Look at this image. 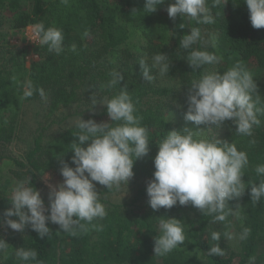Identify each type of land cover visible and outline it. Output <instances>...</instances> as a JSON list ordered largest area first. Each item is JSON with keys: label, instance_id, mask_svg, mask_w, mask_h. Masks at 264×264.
Masks as SVG:
<instances>
[{"label": "trees", "instance_id": "16d2710c", "mask_svg": "<svg viewBox=\"0 0 264 264\" xmlns=\"http://www.w3.org/2000/svg\"><path fill=\"white\" fill-rule=\"evenodd\" d=\"M171 2L165 0L155 12L146 13L145 0H69L68 4L61 0H0V25L2 20H7L10 30L0 28V215L11 206L9 191L13 184L29 180V186L37 188L39 180L61 175V160L74 167L70 144L78 139L74 134L79 131L76 127L79 120L55 133H46L41 126L24 153L14 156L8 152L9 144L20 130L21 103L40 101L45 104L47 116L74 106L75 113L85 120L108 121L104 106L98 113L83 112L91 110L93 94L106 100L126 84L141 125L149 130L150 140L149 153L134 163L135 175L130 182L144 181L131 200L106 199L105 192L115 188L104 187L99 191L108 214L93 223L102 224V231L90 229L72 236L49 223V236L40 238L30 228L21 233L0 227V239L8 243L0 251V264H37V261L43 264H249L250 257H255V264H264V197L254 204L249 194L250 184L264 180V176L255 172L257 165L264 164V28L252 27L244 0H219V3L207 0L215 23L200 25L179 15L175 20L170 19L166 9ZM133 9L137 10L134 15ZM40 22L46 28L55 26L63 30L64 51L60 55L49 52L46 45L31 48L23 37L15 44L9 42V33L20 32L23 36L28 24ZM181 23L185 24L184 28L179 27ZM194 26L201 28L203 39L193 47L222 56L219 64L204 65L194 71L189 66L190 50L180 47L179 42L190 31L189 27ZM211 33L217 36L216 48L208 43ZM72 44L77 46L75 52L71 50ZM30 52L38 57L27 64L25 57ZM160 52L168 55L170 71L161 76L157 69H152L155 79L148 82L143 78L139 61L144 59L151 66V58ZM238 62L251 72L258 85L253 99L257 95L260 98L256 107L262 109L257 113L261 123L253 126L252 136L236 133L231 121L220 128L186 121V97L192 80L205 71H226ZM114 71L124 75L121 84L101 87L112 79ZM13 76L17 77L16 81L12 80ZM27 80L45 90L46 101L38 92L23 97V82ZM186 126L199 138L228 140L248 155L243 176L245 192L229 202L238 215H229L225 222H213L211 216L203 215L191 205L177 204L171 209L153 211L147 203L146 185L153 177L158 143L171 129L183 130ZM253 139L254 144L250 143ZM159 216L181 219L186 235L183 244L165 256H155L153 251ZM244 227L251 229L250 235L245 240L238 239L236 246L230 248L223 234L240 235ZM212 231L221 233L219 244L225 253L222 256L208 254L209 247L217 243L210 239ZM19 248L37 250V261L21 260L16 256Z\"/></svg>", "mask_w": 264, "mask_h": 264}, {"label": "clouds", "instance_id": "9594fccd", "mask_svg": "<svg viewBox=\"0 0 264 264\" xmlns=\"http://www.w3.org/2000/svg\"><path fill=\"white\" fill-rule=\"evenodd\" d=\"M68 2L61 0L63 4ZM164 3L165 0H145L143 11L153 13L158 5ZM215 3H219V0H215ZM244 3L252 27L264 28V0H244ZM166 10L172 20L179 15L184 20L195 21L197 25L215 23L207 0H173ZM135 13L137 10L133 9V15ZM179 27L184 28L185 24L181 23ZM189 28L190 31L182 36L179 43L183 49L190 50L187 62L193 71L204 65L219 64L223 60L222 56L193 47L203 39L201 28ZM34 33L39 45H46L49 52L60 55L64 51L62 29L55 26L46 28L40 22L34 26ZM208 43L216 48L215 33L209 35ZM70 47L73 52L76 51L75 44ZM139 64L143 78L148 82L155 79L152 69H157L163 76L171 67L168 55L162 52L151 58V66L144 59ZM111 76L107 85L101 87L113 88L124 80V75L118 71L112 72ZM12 80L16 81L17 77L13 76ZM23 87L24 98L38 92L41 99L47 100L45 90L37 88L31 80L24 81ZM257 91L258 85L253 75L239 62L223 72L205 71L190 84L184 119L197 126L214 125L219 128L226 121H231L236 133L252 136L253 126L261 123L257 113L262 109L256 107L260 98L257 95L253 99ZM98 103L105 107L109 120L97 122L94 118L79 119L76 124L79 131L74 134L78 139L70 144L74 167L61 160L60 174L63 181L55 186L49 185L47 204L41 191L29 186L31 181L21 180L12 191L11 206L0 215V227L21 233L30 228L40 238L49 236V223L58 225L62 232L72 236L90 229L103 230L102 224L93 223L108 214L96 189L97 183L107 189L128 186L135 175L134 163L149 153L150 140L149 130L141 125V117L136 114L126 84L106 100L97 99L93 94L90 109L94 111ZM250 143L256 141L253 139ZM158 146L153 160V177L146 185L147 203L153 211L171 209L179 204L191 205L203 215L211 216L213 222H225L229 215H238L229 207V202L240 198L246 189L243 176L249 160L245 151L238 150L228 140L199 138L187 126L183 130L173 128L168 131ZM255 172L264 176V164L257 165ZM250 185L251 201L258 203L264 197V180ZM159 217L153 251L155 256H165L183 244L186 235L181 219ZM250 233L251 229L244 227L239 239H247ZM223 235L227 239L233 238L230 232ZM210 239L217 243L209 247L208 254L224 255L219 244L221 233L212 231ZM7 247V241L0 239V251ZM16 256L26 262L37 261L38 252L19 248ZM37 264L43 262L37 261ZM249 264H255V257L249 258Z\"/></svg>", "mask_w": 264, "mask_h": 264}, {"label": "rangeland", "instance_id": "374dc122", "mask_svg": "<svg viewBox=\"0 0 264 264\" xmlns=\"http://www.w3.org/2000/svg\"><path fill=\"white\" fill-rule=\"evenodd\" d=\"M166 12V11H165ZM2 20V19H1ZM0 28L4 31L10 32L7 20H2ZM9 42L11 44L17 43L18 38H22V34L17 32L16 34L9 33ZM29 55V53L27 54ZM30 60H26V63L29 64ZM103 105L99 103L95 106L93 110L84 111L83 114L98 113L102 109ZM45 104L40 101H29L23 102L20 105V130L18 132L17 138H15L8 146V152L12 155H20L27 150L32 142L33 136L36 133L37 129L43 126L46 133H55L59 130L60 127L69 125L77 122L81 115L75 113L74 106H68L57 110L53 115L47 116L44 112ZM63 181L62 175L53 177L51 180H39L37 189L41 191V195L45 200V203L48 202V192L49 185H57ZM144 179L132 180L129 182L128 186L122 185L120 189H113L109 192H105L104 196L106 199L112 202H128L133 197L136 189L142 184ZM15 184L12 185L9 193L12 194ZM105 186L99 185L97 183L96 189L99 192ZM126 192V193H125ZM233 238H225L226 243L230 248H234L238 243L239 235L235 232L232 233Z\"/></svg>", "mask_w": 264, "mask_h": 264}, {"label": "built area", "instance_id": "2783aa9c", "mask_svg": "<svg viewBox=\"0 0 264 264\" xmlns=\"http://www.w3.org/2000/svg\"><path fill=\"white\" fill-rule=\"evenodd\" d=\"M34 26L33 24H28L23 31V40L24 43L29 45L31 48L37 46L39 44L38 38L34 33ZM37 54L34 52H30L29 55H26L25 60H35L37 59ZM30 60V61H31Z\"/></svg>", "mask_w": 264, "mask_h": 264}]
</instances>
